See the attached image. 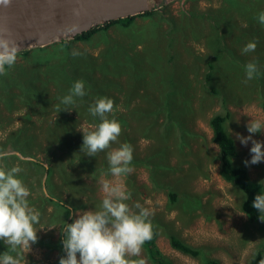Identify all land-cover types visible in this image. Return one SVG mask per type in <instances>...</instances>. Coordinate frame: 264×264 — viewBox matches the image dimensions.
<instances>
[{
    "label": "trees",
    "instance_id": "trees-1",
    "mask_svg": "<svg viewBox=\"0 0 264 264\" xmlns=\"http://www.w3.org/2000/svg\"><path fill=\"white\" fill-rule=\"evenodd\" d=\"M186 2V10L173 13L165 5L158 10L109 21L66 42H55L18 53L16 63L11 68L6 67L5 74L0 75V117L4 110L15 113L25 109V113L20 117V126L0 141V152H8L0 160V167L10 169L19 166L22 169L20 179L25 186L32 178L42 185L41 178L46 174L45 183L48 185L53 173L52 155H46L43 160L36 159L31 147H26V141H29L38 147L45 146L46 152L60 150L61 153L55 157L62 162L59 169L65 165L74 174L71 161L79 159L78 163L84 167L97 170L98 167L92 165L95 163L93 160L99 156L103 158L107 151L95 157H88L80 151L83 131L76 130V125L81 119L94 127L99 123V118L93 117L88 107L100 97L114 101V110L109 118L118 120L122 131L112 146L129 143L133 147L131 167L151 163V168L166 170L168 165L161 164L162 159L174 153L178 157H186L190 153L189 118L210 109L213 97L220 93L216 86L220 76L214 69L222 57H225L222 61L228 64L240 57L226 44L225 37H229V42L238 44L242 37L248 36L252 41L254 35H259L261 42L257 43V47H264L261 35L264 25L257 20L258 13L264 11V0H223L217 7L206 9L198 7L199 0ZM201 40L208 49L206 54L194 53L191 48L190 42L199 43ZM148 43L154 44L156 57L162 58V65L157 63V66L163 77L153 100L147 98L146 78L136 84L132 82V77L142 69L140 65L146 60ZM90 48L97 49L96 53L89 51ZM190 51L194 55L188 63L184 59ZM202 58L206 71H186L190 65L192 69L195 66L199 68ZM236 70L243 71V67L239 66ZM81 79L85 82L87 95L77 98L71 112L64 111L61 98L69 93L76 80ZM143 101L145 103L140 105ZM261 106L264 111V101ZM33 116L35 120L31 119ZM227 116L228 113H213L208 119L212 141L218 147L213 160L219 161L221 177L243 192L241 210L250 221H259L264 225L258 219L260 214L252 207L255 195L262 194V184L251 179L244 166L234 164L238 151L223 126ZM135 117L138 122L132 125ZM124 129L129 130L126 132ZM11 135L13 138L10 140ZM140 139L152 144V152L142 159L136 152V143ZM100 165L99 161L98 171L101 172ZM166 194L171 202H175L179 195L173 189L167 190ZM53 197L56 198L53 193L49 196L43 194L38 199L41 203H52L55 202ZM56 203L64 210H57V213H69L65 202L57 199ZM70 206L75 209V206ZM151 224L152 238L143 245L147 257L153 264H172L156 246L158 232ZM168 239L170 246L183 254L192 257L201 255L199 248L185 243L174 234H168ZM200 264L217 262L201 258Z\"/></svg>",
    "mask_w": 264,
    "mask_h": 264
},
{
    "label": "rangeland",
    "instance_id": "rangeland-1",
    "mask_svg": "<svg viewBox=\"0 0 264 264\" xmlns=\"http://www.w3.org/2000/svg\"><path fill=\"white\" fill-rule=\"evenodd\" d=\"M222 1L199 0L198 7L200 9L217 7ZM165 5L169 6V10L173 13L181 9L186 10L188 7L186 0H171L156 10ZM261 35L264 40V30ZM253 40L260 43L261 37L254 35ZM224 41L240 57L236 60L237 62L230 64L222 61L225 59L222 57L218 67L214 69V72L220 76V82H216L220 93L213 97L210 109L198 112L189 118L190 153L186 157H178V154L174 153L162 159L161 164L168 165L166 170L151 168V163L147 162L150 165L133 166L131 174L119 178L130 194V199L126 203L132 207L139 203L150 210L149 219L158 232L156 246H159L158 249L172 264H200L201 258L214 259L217 264H264V225H261L259 221L249 220L241 210L243 192L221 177L219 161L218 159L213 160L218 147L212 141V130L208 123L213 113H228L223 126L234 140L238 151L233 162L235 165L244 166L243 160L250 159L251 145L241 146L236 139V134L248 135L245 128L248 120L264 121V111L261 106L264 101V75L244 83L246 78L244 65L255 60L259 71L264 74V47L262 49L257 47L254 52L242 55L241 49L251 41L248 36L242 37L238 44L229 42V37H225ZM190 43L194 53L206 54L208 52L203 40L199 43ZM88 50L93 53L97 51L95 48ZM20 52L22 51L18 53ZM193 52L190 51V54L185 57V62L191 61ZM145 58L146 60L140 65L142 69L132 77V82L136 84L146 78L147 98L153 100L160 86L159 81L163 77L159 71L160 67L157 66V63L159 66L162 65V58L156 57L153 43H148ZM239 66L243 67V71L236 70ZM192 67L190 65L186 71H206L204 58L200 60L199 68L195 66L192 69ZM144 103L143 101L140 105ZM24 111L25 109H22L20 112L10 113L4 110L0 117L2 119L0 121V141L20 126V117L24 115ZM31 119L35 120V116ZM137 122L135 117L131 124L136 125ZM36 124L39 125V123ZM92 128H94L93 125L82 119L76 125V130L80 131ZM124 130L127 132L129 129ZM12 138L13 135L10 136V140ZM255 138L264 140V133H257ZM151 145V142L145 139H140L136 143V152L140 159L152 152ZM26 147H31L30 150L39 160H43L48 154L52 155L50 159L53 173L49 179L50 184L45 183V174L41 178L42 185L38 184L36 178L30 179L29 184L26 185L30 191L29 204L40 213V223L35 226L38 230V241L32 245L29 253H24L19 249L13 251L3 241H0V254L7 252L19 258L21 264H59V258L64 255L61 244L62 228L65 223H71L72 219L70 213H57V210H63L56 203L57 199L65 202L71 209L73 207L70 205L75 206L73 210H99L104 198L101 181H111L116 178L112 177L107 168V153L103 158L99 156L93 160L95 163L92 165L98 167L97 170L93 167L85 166V168L82 163H78L79 159L72 160L71 164L75 168L72 174L65 165L61 169L58 168L62 162L55 157L61 153L60 150L46 152L45 146L38 147L29 141H26ZM112 148L117 147L112 146ZM16 153L22 155L19 152ZM25 158L32 159L30 156H25ZM99 161L103 169L101 172L98 171ZM46 163L49 166V162L46 161ZM245 168L251 179L262 184V194H264V163ZM21 177L22 171L19 175V178ZM170 189L179 194L175 202H171L166 194V191ZM42 193L45 196L51 193L56 195V198L53 197L55 202L43 201L41 203L39 199L43 196ZM168 234H174L185 243L199 248L201 255L192 257L173 249L169 244ZM141 257L145 260V264H153L147 257L144 247H142Z\"/></svg>",
    "mask_w": 264,
    "mask_h": 264
},
{
    "label": "clouds",
    "instance_id": "clouds-1",
    "mask_svg": "<svg viewBox=\"0 0 264 264\" xmlns=\"http://www.w3.org/2000/svg\"><path fill=\"white\" fill-rule=\"evenodd\" d=\"M11 3L12 0H0L4 7ZM257 20L264 25V11L258 13ZM257 43L256 40L249 41L241 54L254 52ZM18 51L19 46L14 40L0 35V75L5 74L6 67L11 68L16 63ZM244 70V83L264 75L255 60L246 63ZM86 95L85 82L76 80L69 93L61 98L64 111L71 112L77 98ZM113 110L114 101L108 97L97 98L89 105V113L99 118V123L93 130L82 132L80 151L88 157L107 151L109 171L116 179L101 181L104 198L99 210L69 208L72 222L65 223L62 228L64 255L59 258V264H145L141 253L144 243L152 238L151 212L139 203L134 207L126 203L130 194L119 178L133 172V147L122 143L112 148L122 131L119 121L109 118ZM245 128L248 135L236 134L241 146L251 145L250 159L242 163L245 167L264 163V140L255 138L257 133H264V121L248 120ZM5 155L0 152V160ZM21 171L19 166L0 167V241L13 251L19 249L29 253L38 241L35 226L40 223V213L29 204L30 191L19 178ZM252 207L260 214L258 219L264 222V194L255 195ZM0 264H21V260L4 252L0 254Z\"/></svg>",
    "mask_w": 264,
    "mask_h": 264
},
{
    "label": "water",
    "instance_id": "water-1",
    "mask_svg": "<svg viewBox=\"0 0 264 264\" xmlns=\"http://www.w3.org/2000/svg\"><path fill=\"white\" fill-rule=\"evenodd\" d=\"M168 1L12 0L8 7L0 5V35L14 40L19 51L46 47L109 21L155 10Z\"/></svg>",
    "mask_w": 264,
    "mask_h": 264
},
{
    "label": "bare ground",
    "instance_id": "bare-ground-1",
    "mask_svg": "<svg viewBox=\"0 0 264 264\" xmlns=\"http://www.w3.org/2000/svg\"><path fill=\"white\" fill-rule=\"evenodd\" d=\"M130 47H131V46H130ZM132 49H133V47H132ZM132 49H130V51H131ZM126 50H127V49H126ZM133 50H135V49H133ZM130 54H131V53H130ZM132 54H133V53H132ZM132 56H133V55H132ZM134 57H135V55H134ZM134 57H133V58H134ZM133 61H135V60H133ZM155 90H156V89H155ZM12 167H13V166H12ZM155 237H156V236H155ZM160 241H161V240H160ZM153 242H154V241H153ZM154 243H155V242H154ZM155 244H156V243H155ZM158 247H159V246H158ZM160 247H161V246H160ZM163 250H164V249H163ZM167 254H168V253H167ZM168 255H169V254H168ZM168 255H167V256H168Z\"/></svg>",
    "mask_w": 264,
    "mask_h": 264
}]
</instances>
